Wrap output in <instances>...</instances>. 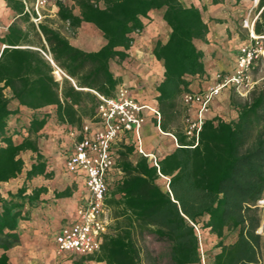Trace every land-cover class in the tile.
Listing matches in <instances>:
<instances>
[{
    "label": "trees",
    "instance_id": "obj_1",
    "mask_svg": "<svg viewBox=\"0 0 264 264\" xmlns=\"http://www.w3.org/2000/svg\"><path fill=\"white\" fill-rule=\"evenodd\" d=\"M4 1L20 21H29L20 0ZM217 3L213 0L214 5ZM235 3L245 4L241 0ZM56 7L58 19L68 29L91 24L101 33L104 45L85 53L70 46L58 31L38 25L48 47L46 50L42 45V52L81 88L104 97L111 96L120 83L109 71V63L128 59L132 34L143 29L140 19L152 11L160 12L170 30L163 44H155L152 55L163 68V77L155 87L158 126L174 137L177 148L159 159L156 169L142 156L129 161L134 144L122 145L118 152L122 177L110 186L112 199L107 202L114 208L112 233L103 236L97 253L73 264L88 260L105 264H162L163 260L167 264H201L205 233L216 240V252L206 258V264H264V215L257 205L264 200V78L244 101L230 93L229 106L235 118L205 119L195 144L185 135L188 108L182 98L193 93L190 85L194 81L208 80L202 52L194 45L195 41L204 42L208 33L200 9L185 7L180 0H71ZM256 11L254 33L262 35L264 0L258 1ZM27 38L16 23L0 38L6 46L0 53V184L23 172L22 154L33 156L23 184L15 193L0 197V264H9L6 252L20 243L19 223L30 219L31 210L46 191L40 187L27 193V182L52 177L37 145L49 115L38 111L53 105L58 124L79 130L83 118H91L94 109L92 95L73 88L62 90L63 99H59L52 66L38 51L19 48L28 43ZM5 89H9L10 97L4 95ZM12 101L17 103L16 109H10ZM19 106L32 112L25 123L18 116ZM163 178L168 179L165 191L158 184ZM68 194L65 190L57 196ZM145 235H153L163 244L156 257L143 249Z\"/></svg>",
    "mask_w": 264,
    "mask_h": 264
},
{
    "label": "crops",
    "instance_id": "obj_2",
    "mask_svg": "<svg viewBox=\"0 0 264 264\" xmlns=\"http://www.w3.org/2000/svg\"><path fill=\"white\" fill-rule=\"evenodd\" d=\"M185 7L195 6L201 10V17L208 28V33L204 42L195 41V47L202 52V61H210V66L207 70L204 67L205 74L208 76V80L204 82L194 81L190 85V90L193 93L199 90H205L214 85V75L217 72H221L227 69L220 67L221 61L217 60L219 53L222 52L224 45L231 42L232 46H237L239 41L242 42L234 31V21L239 15H235V9L228 13V15H214L219 8L228 9L231 1L236 0H217V4H213V0H189V3H185V0H180ZM243 3H247V0H241ZM24 9V8H23ZM57 7L47 8L43 11L42 20L35 25L31 22L30 18L28 22H22L18 16L7 7L4 0H0V38L7 34V29L12 23H16L17 27L27 34L28 43L19 46L20 49H30L38 51L44 59L52 66V77L54 82L58 84V97L60 100L62 97V90L73 88L75 91H81L83 93H89L92 95V105L94 109L92 111L91 118H83L82 124L92 119L96 114L97 98L94 95L93 90L88 88H81L76 79H72L58 69L48 54H44L41 50L42 45L48 50V47L44 41V38L38 31V25L47 26L49 29L58 31L63 37H65L70 46L85 52L92 53L98 51L103 45L101 33L96 30L91 24L81 23L75 30L68 29L67 25L63 24L56 15ZM155 11L150 12L147 18H141L143 29L139 33L132 34L133 44L127 51L128 59L118 63L112 61L109 63V71L114 78H118L120 83L118 85H124L130 89L134 98L140 105L147 106L151 109L157 110V104L155 97L156 85L161 81L163 77V68L160 62L152 55V50L157 42L164 43L170 32L169 28L162 21V15H153ZM234 12V13H233ZM226 13V11H225ZM23 14L28 15L23 11ZM74 15H77V11H73ZM234 14V15H233ZM29 16V15H28ZM39 33L40 37L36 35ZM226 37H230L226 40ZM226 40V42H224ZM240 44H238L239 46ZM237 46V47H238ZM6 46L0 43V53ZM236 47V49H237ZM236 53V50H235ZM132 59V62L128 64V60ZM227 62L225 61V64ZM212 70H211V68ZM58 69L60 72H56ZM212 84V85H211ZM117 85V86H118ZM116 86V87H117ZM115 87V88H116ZM4 95L10 97L9 89L4 90ZM228 94L222 92L219 96H216L215 101L211 103L213 109H209L205 116V119H212L219 117L221 110H228L231 112L229 106ZM89 106V101L87 103ZM17 103L12 101L10 109H16ZM75 109L77 107L75 106ZM41 114L49 115L47 124L40 132V137L37 139V145L40 154L46 162L47 171L52 173L51 179H44L43 177H37L27 182V193H30L35 188H45V193L39 196V202L35 208L31 210L30 219L28 221H21L18 226V236L20 243L14 246L6 252L8 256L9 264H27L29 260L35 256L32 251L33 245H39L44 250V258L49 263L50 261H56V264H73L81 257L71 254H58L53 244L52 235H54L58 229L70 224L75 218V211L80 203L81 198L86 193L83 180L78 177L68 175L64 171V158L66 153L71 150L72 137L71 133L78 131L75 128L67 127L66 125H60L55 119V106H46L38 111ZM32 112L24 107H18V116L21 117L22 122H27L26 116ZM232 113H234L232 111ZM145 120L141 126V146L146 153L155 154L158 159L163 158L165 155L170 154L177 148L174 137L169 133H163L157 125L155 118L149 111L144 112ZM189 120H193L195 117V108L192 107L188 110ZM235 118V113L231 119ZM230 119V120H231ZM229 121V120H227ZM16 121L13 120L11 125L14 126ZM122 147L119 151H122ZM119 155V154H118ZM27 156L29 159L28 164L24 163L23 172L16 178L6 183L0 184V197H6L7 193H15L16 190L23 184L24 173L29 169V166L33 163V156L31 153L26 152L21 155ZM119 157V156H118ZM139 155L133 153L128 157L129 161L134 162ZM24 161V159H23ZM119 158H117V165ZM17 181H20V186H17ZM163 185L165 180L163 178ZM15 186V189L12 187ZM162 189V188H161ZM65 190L69 191L67 197H58L57 194ZM165 191L164 189H162ZM116 198V197H115ZM112 199L109 192V197L106 200V208L109 224L107 227V233H112V225H114L115 219L113 217L114 208L107 202ZM264 217V216H262ZM258 233H261V228ZM1 254V252H0ZM47 262V263H48ZM86 264H105L104 262H96L92 260L85 261Z\"/></svg>",
    "mask_w": 264,
    "mask_h": 264
},
{
    "label": "built area",
    "instance_id": "obj_3",
    "mask_svg": "<svg viewBox=\"0 0 264 264\" xmlns=\"http://www.w3.org/2000/svg\"><path fill=\"white\" fill-rule=\"evenodd\" d=\"M20 1L24 12L35 25L40 23L43 11L48 7L55 8L59 3H71V0ZM258 1L252 0L255 7ZM257 16L258 14L251 18L250 15H246L242 20V27L247 30V39L237 48L233 71L226 75L217 72L214 75L213 86L200 92L185 94L182 98L185 106L195 108V117L186 121L185 128V135L193 139L195 144L201 125L216 96L229 88L236 91L249 89L251 87L249 71L257 61L264 63V34L254 33ZM55 70L60 72L58 69ZM94 95L98 101L96 114L82 124L81 129L71 133V150L64 158V171L68 175L81 178L86 193L76 208L73 222L58 229L53 236V244L58 254L89 256L99 251L109 224L106 200L109 197L110 186L122 177L116 163L122 145L133 143L135 153L146 158L158 169V157L143 150L140 136L141 126L145 120L144 112H151L158 125L160 120L158 110L140 105L130 89L124 85H118L109 97L96 92ZM164 180L167 189L168 179ZM194 228L197 231V228ZM200 255L201 264H206L202 251Z\"/></svg>",
    "mask_w": 264,
    "mask_h": 264
},
{
    "label": "rangeland",
    "instance_id": "obj_4",
    "mask_svg": "<svg viewBox=\"0 0 264 264\" xmlns=\"http://www.w3.org/2000/svg\"><path fill=\"white\" fill-rule=\"evenodd\" d=\"M185 3L188 4L189 0H185ZM230 6L231 7L228 6V9H226V10L223 8H219L220 10H217L214 13V15H228L229 12H230L229 15H231V12L233 11V9H235V15H239V16L236 18V20H233L234 21V28L233 29L236 32L237 37L243 42L247 39V30L242 27V20L246 15H250L251 18H253L255 15H257V12H258V11H256L257 7H255L252 2L251 3L247 2L246 4H241V3L238 4V3H235L234 1H231ZM225 11H226V13H225ZM153 15H161V13L156 11L153 13ZM225 39L229 40V42L231 40L230 37H226ZM226 40L224 42H226ZM242 42L239 43V41H238L237 46H238V44H241ZM237 46H234V45L232 46L231 42L229 44L226 43V45H224L223 47L220 46V48H222L221 49L222 52L219 53L217 60L221 61L220 67H222V68L224 66H225L224 68L227 67L226 70L221 71V72H226L227 74H229L233 71V68L235 65V55H236L235 50L237 51V49H236ZM225 61L227 62V65H223V64H225ZM127 62H128V64H130L132 62V59L128 60ZM203 64L207 70H210V69H208L210 66V61L204 60ZM211 70H212V68H211ZM249 77H250V83H251L250 84L251 87L249 89H242V90L236 91L232 88H229V89H225V90L221 91L220 93L226 91V93L228 94V97H229L230 93H232L234 95L235 99H237L239 101L246 100L249 91H251V89L255 85H258L260 83V81L262 80V78H264V63L257 61L254 64L253 68L249 71ZM219 94L217 96H219ZM213 101H215V99ZM187 108H188V110L191 109L189 107H187ZM209 109H213L211 105H210ZM229 110L231 112H227L228 110L226 111L224 109L221 110L219 112V115H220L219 118H221L225 121L230 120L233 117L234 113H232L233 110L231 108ZM187 117H188V111H187ZM186 126H187V122L184 123V129L186 128ZM23 159H24V163L28 164L29 159L27 158V156H23ZM163 182H164L163 179H160L158 181V184L160 185V187L162 189L166 190V187H165V185H163ZM20 183H21L20 181H17L16 187L20 186ZM16 187L13 186L12 189H15ZM257 205L260 209V214L264 215V200H261V202H258ZM53 236L54 235H52L51 239H53ZM204 237H206V240L203 241V239H202V245H203L202 251H203L204 257L208 258L209 256H211L213 253L216 252V249L214 248L216 240L214 237H211V236L208 237V235H206V233H205ZM141 245H142L143 249L145 250V252H147L148 255H150L151 257H156L159 253L162 252L163 247H164L163 244L161 242H159L158 240H156L153 235H145L143 240L141 241ZM31 249H32L33 254L35 256H33V258L31 260H29V262L27 264H56V261H52V262L50 261V263H49L47 260H45L44 250L41 249V247H39V245L35 244L32 246ZM162 264H167V260H163Z\"/></svg>",
    "mask_w": 264,
    "mask_h": 264
}]
</instances>
